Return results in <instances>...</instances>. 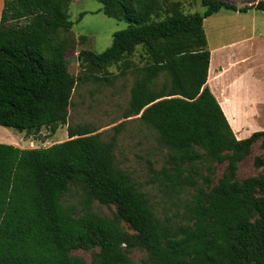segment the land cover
I'll use <instances>...</instances> for the list:
<instances>
[{
  "label": "trees",
  "instance_id": "trees-1",
  "mask_svg": "<svg viewBox=\"0 0 264 264\" xmlns=\"http://www.w3.org/2000/svg\"><path fill=\"white\" fill-rule=\"evenodd\" d=\"M97 1L126 27L102 52L80 50V72L73 75L65 58L75 43L71 0H2L0 126L33 135L45 128L50 136L66 124L68 139L38 148L0 142V264H84L71 252L94 248L90 264H133L135 249L146 264H264V130L234 135L205 85L202 27L220 9L264 11V1L237 8L189 0L204 7L193 13L181 0ZM137 47L141 65L130 60ZM112 65L135 74L123 118L135 116L167 150L155 179L172 192L176 185L193 189L176 221L157 216L116 166V133L104 140L87 125L67 124L75 85L108 80ZM257 140L263 151L253 166L260 171L239 180L238 164ZM197 162L208 164L201 183L188 169ZM222 163L213 183L214 165ZM72 186L84 192L80 211L63 202ZM95 201L112 205V215L93 212Z\"/></svg>",
  "mask_w": 264,
  "mask_h": 264
},
{
  "label": "rangeland",
  "instance_id": "rangeland-1",
  "mask_svg": "<svg viewBox=\"0 0 264 264\" xmlns=\"http://www.w3.org/2000/svg\"><path fill=\"white\" fill-rule=\"evenodd\" d=\"M184 11L202 12L204 7L199 1L190 2L181 0ZM188 1V2H187ZM237 8L250 6L259 0H223ZM264 1V0H263ZM69 16L73 22L71 32L75 43L65 53L68 71L77 75L80 72L79 51L88 49L96 53L102 52L112 41L115 31L126 27V22L107 17L101 10V3L97 0H71ZM204 30L207 38L208 49L229 43L236 39L240 45L221 50L220 56L234 53L248 54L251 43L254 46V54L257 53L259 60H264V11L250 7L247 12H233L228 9H221L220 12L204 22ZM252 30V42L247 41ZM217 50V49H215ZM212 50V51H215ZM140 47L130 57L135 65H141L142 57ZM224 54V55H223ZM261 60V61H263ZM239 65L235 70L241 68ZM258 78L264 73V63L258 66ZM108 80L100 82L77 83L73 89L70 105L68 106L67 124L71 126L87 125L101 132L104 140H108L113 133H116L114 147L115 164L118 168L128 172L137 186L148 198L155 214L161 218L178 220L184 205L190 199L193 189H186L176 185L175 191H171L156 178V171L160 170L167 159V150L160 144L156 133L146 127L135 116L123 118V110L129 100V88L134 81L135 74L129 69L121 74L119 67L112 65L107 68ZM260 85V81L258 82ZM264 90L257 88L256 98L258 106L257 121L254 120V128L250 125L245 129L251 134L254 131L264 130ZM121 123L118 129L115 126ZM13 137L9 143L20 148L46 147L56 142L68 139L66 124L60 125L57 131L48 135V129L43 128L37 134H25L10 128ZM243 137L247 135L243 134ZM0 142L4 143L2 139ZM8 142V141H7ZM262 140H257L247 155L239 164L236 177L239 180L256 175L260 169L253 166L254 156L262 154ZM207 163L197 162L189 165V173L201 183L202 177L207 173ZM225 163L215 164L212 172L213 183L220 177ZM187 174V172L185 173ZM165 181V180H164ZM167 183V181H165ZM84 198V192L79 186H72L70 192L63 198L65 205H74L80 211ZM91 210L98 214L111 216L114 207L93 202ZM97 248L83 250L75 249L73 255L80 256L84 264H90L92 252ZM133 264H146L145 253L141 250H133L130 253Z\"/></svg>",
  "mask_w": 264,
  "mask_h": 264
},
{
  "label": "crops",
  "instance_id": "crops-1",
  "mask_svg": "<svg viewBox=\"0 0 264 264\" xmlns=\"http://www.w3.org/2000/svg\"><path fill=\"white\" fill-rule=\"evenodd\" d=\"M1 8L2 0H0V13ZM220 10L203 20L202 27L204 34V22L217 15ZM247 11L248 9L244 12ZM185 12L191 13L190 11ZM251 37L252 30L247 40L250 43L252 42ZM238 45H240V40L233 39L227 44L218 46L214 49H208L206 38V47L209 50V63L205 85L219 103L236 138L242 139L246 138L243 137L244 132L247 137L250 135V132H246L245 129L248 128L249 125L254 128V120L257 121L259 110L257 106L256 90L257 88L264 90V73L261 75V78H258L257 76H259V74L257 69L259 64L264 63V60H259L257 53L254 54V46L252 43L248 54L242 52L231 54L232 52H230L228 55L224 56V58H221V50L227 48L234 49ZM241 64L244 65L235 70V68ZM259 81L260 85L258 84ZM9 129L10 128L0 126V139H2L4 143L11 144L9 141L13 137V132Z\"/></svg>",
  "mask_w": 264,
  "mask_h": 264
},
{
  "label": "bare ground",
  "instance_id": "bare-ground-1",
  "mask_svg": "<svg viewBox=\"0 0 264 264\" xmlns=\"http://www.w3.org/2000/svg\"><path fill=\"white\" fill-rule=\"evenodd\" d=\"M224 102V101H223ZM232 114V113H231ZM229 115V114H228ZM233 115V114H232Z\"/></svg>",
  "mask_w": 264,
  "mask_h": 264
}]
</instances>
